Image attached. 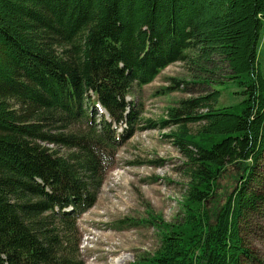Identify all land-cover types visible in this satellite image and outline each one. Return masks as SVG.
<instances>
[{
	"label": "trees",
	"instance_id": "1",
	"mask_svg": "<svg viewBox=\"0 0 264 264\" xmlns=\"http://www.w3.org/2000/svg\"><path fill=\"white\" fill-rule=\"evenodd\" d=\"M263 44L264 0H0V264H80L45 217L70 229L94 205L121 138L112 125L136 118L134 85L216 59L243 90L229 105L219 90L183 100L160 121L178 126L189 182L182 221L143 264H245L241 223L264 203Z\"/></svg>",
	"mask_w": 264,
	"mask_h": 264
},
{
	"label": "rangeland",
	"instance_id": "2",
	"mask_svg": "<svg viewBox=\"0 0 264 264\" xmlns=\"http://www.w3.org/2000/svg\"><path fill=\"white\" fill-rule=\"evenodd\" d=\"M214 62L206 68L177 62L150 84L142 88L133 86L127 101L135 105L136 118L130 125L118 126L117 131L122 133L123 130L124 136L130 131L132 134L117 142L114 162L106 168L101 185L97 187L93 182L94 205L77 216L75 227L70 229L68 226L63 229L62 224L49 215L45 217L50 230L63 231L60 235L54 231L52 239L66 241L68 247L73 248L71 256L77 263L143 264L159 248L165 226L182 221V203L189 182L187 159L169 137L177 132L178 126L171 123L160 128L158 125L161 120H167V111L179 107L183 100L205 97L216 90L221 91L220 103L225 105L239 99L243 86L223 79L229 75V70L220 60ZM260 65L264 72V44ZM220 81L227 84L217 85ZM199 125L191 124L193 133ZM70 128L75 136L81 137L87 125L78 122ZM41 145L69 159L76 151L48 143ZM73 166L77 169L74 163ZM261 175L264 180V159ZM258 188H254L257 194L264 195V188ZM241 225L242 238L250 253L245 264H264V203H260L258 212H248Z\"/></svg>",
	"mask_w": 264,
	"mask_h": 264
}]
</instances>
